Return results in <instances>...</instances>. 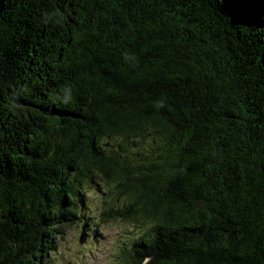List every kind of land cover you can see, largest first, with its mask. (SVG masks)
<instances>
[{"label": "trees", "instance_id": "1", "mask_svg": "<svg viewBox=\"0 0 264 264\" xmlns=\"http://www.w3.org/2000/svg\"><path fill=\"white\" fill-rule=\"evenodd\" d=\"M95 176L119 264H264V0L6 1L0 264H47Z\"/></svg>", "mask_w": 264, "mask_h": 264}, {"label": "rangeland", "instance_id": "2", "mask_svg": "<svg viewBox=\"0 0 264 264\" xmlns=\"http://www.w3.org/2000/svg\"><path fill=\"white\" fill-rule=\"evenodd\" d=\"M80 190L83 215L65 226L61 239L56 238V250L47 253V264H119L123 249L139 233V227L120 218L102 220L112 212L109 207L123 202L101 178L95 176L90 183H81Z\"/></svg>", "mask_w": 264, "mask_h": 264}, {"label": "water", "instance_id": "3", "mask_svg": "<svg viewBox=\"0 0 264 264\" xmlns=\"http://www.w3.org/2000/svg\"><path fill=\"white\" fill-rule=\"evenodd\" d=\"M6 1L7 0H0V14L4 10V6H5ZM83 230H84V227H82V234H81V238H80L81 241L84 240V233H83L84 231Z\"/></svg>", "mask_w": 264, "mask_h": 264}]
</instances>
